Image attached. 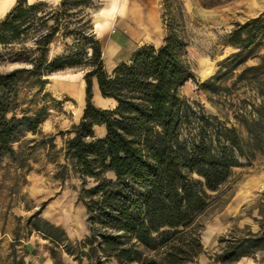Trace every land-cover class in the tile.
<instances>
[{"label":"trees","instance_id":"trees-1","mask_svg":"<svg viewBox=\"0 0 264 264\" xmlns=\"http://www.w3.org/2000/svg\"><path fill=\"white\" fill-rule=\"evenodd\" d=\"M201 1L212 6L222 0ZM93 8L92 0L56 5L17 0L0 18V64L20 65L0 73V162L26 175L37 152L44 151L55 180L63 182L70 174L80 179L88 224V235L70 242L62 229L35 213L26 220L27 235L38 232L53 245L54 264H62L61 252L86 264L192 263L203 253L198 220L213 205L208 193L228 182L241 159L264 153V56L254 55L264 40V14L226 36L224 46L236 52L199 85L213 93L229 79L232 86L253 87L259 103L236 117L243 137L180 94L195 79L180 0L163 1L162 44L138 48L111 73L104 68ZM57 42L63 50L50 58ZM254 56L258 64L235 73ZM65 69L84 71L85 105L57 151L55 136L44 135L40 127L49 111L60 107L45 91L47 78ZM94 85L113 108L94 105ZM100 126L105 134L98 138L94 128ZM258 252H264V214L258 232L221 237L210 258L231 264Z\"/></svg>","mask_w":264,"mask_h":264},{"label":"rangeland","instance_id":"rangeland-1","mask_svg":"<svg viewBox=\"0 0 264 264\" xmlns=\"http://www.w3.org/2000/svg\"><path fill=\"white\" fill-rule=\"evenodd\" d=\"M9 0H0L3 15ZM44 1L56 5L60 0H27L28 3ZM90 10L96 36L105 54V67L109 69L139 45L158 47L165 37L162 24L164 0H92ZM185 13L184 37L188 43L187 60L194 73V81L180 90L190 104H198L204 113L226 126L233 125L243 137L245 129L238 124L237 115H247L251 106L258 104L255 90L245 84L232 86L233 79L219 82L217 93L207 92L200 84L214 78L219 64L236 51L224 46V39L237 25L264 14V0H222L218 5L205 6L201 0H180ZM113 47V48H110ZM60 42L50 47L49 57L60 54ZM256 57L264 56V40L256 48ZM250 58L238 68L258 64ZM18 64H0V73L8 72ZM84 71L65 69L47 78L45 91L60 104L51 109L40 129L44 135L55 136L56 150L63 147L66 134L81 118L85 105ZM92 102L101 108H111L115 103L102 99L93 87ZM61 133V134H60ZM100 130L95 129L99 136ZM32 138L31 135L26 137ZM7 161L0 162V264H54L50 251L53 245L38 232L27 235L26 220L35 213L44 221L62 229L70 242L83 240L88 235L85 207L79 199L80 179L70 174L63 181L53 178L54 165L48 163L44 151L35 155L32 170L24 175L9 168ZM92 182L89 181L88 186ZM213 205L199 218L200 240L203 253L188 264H220L210 256L218 249L221 237L232 234L242 236L256 233L264 214V153L251 160H240L232 170L228 182L217 192L208 193ZM59 251V250H58ZM62 264H86L58 253ZM114 264V263H111ZM231 264H264V252L242 258Z\"/></svg>","mask_w":264,"mask_h":264},{"label":"crops","instance_id":"crops-1","mask_svg":"<svg viewBox=\"0 0 264 264\" xmlns=\"http://www.w3.org/2000/svg\"><path fill=\"white\" fill-rule=\"evenodd\" d=\"M161 44H162V42H160V45H161ZM160 45H159V46H160ZM142 46H144V45H139V46H137L133 51H131V53L128 55L127 59L119 60L118 62H116V63H115L112 67H110L109 69H106V67H105V54H104L103 51H102V57H103V62H104V68H105V70H106L108 73H111V71H112V70H113L118 64L128 62L129 59H130V57H131V55H132V53H133L135 50H137L138 48L142 47ZM159 46H158V47H159ZM110 48H113V47H110ZM94 87H96V91H97L98 95L100 96V94H99V92H98V89H97V86L94 85ZM93 93H94V92H93ZM93 97H94V94H93ZM100 97H101V96H100ZM101 98H102V97H101ZM102 99H104V98H102ZM107 101H111L112 103H114V102H113L112 100H110V99H107ZM114 106H115V104H114ZM114 106L112 105L111 108H113ZM99 108H101V107H99ZM95 129H99V130H100V134H99V136H96V137L101 138V137L104 136V134H105V130H104V127H103V126L95 127V128H94V132H95Z\"/></svg>","mask_w":264,"mask_h":264},{"label":"clouds","instance_id":"clouds-1","mask_svg":"<svg viewBox=\"0 0 264 264\" xmlns=\"http://www.w3.org/2000/svg\"><path fill=\"white\" fill-rule=\"evenodd\" d=\"M11 3H14V0H9V3L5 5V10L10 6ZM116 10V0H113V11ZM3 13H0V18H2Z\"/></svg>","mask_w":264,"mask_h":264},{"label":"snow or ice","instance_id":"snow-or-ice-1","mask_svg":"<svg viewBox=\"0 0 264 264\" xmlns=\"http://www.w3.org/2000/svg\"><path fill=\"white\" fill-rule=\"evenodd\" d=\"M0 13H2V11H0Z\"/></svg>","mask_w":264,"mask_h":264},{"label":"bare ground","instance_id":"bare-ground-1","mask_svg":"<svg viewBox=\"0 0 264 264\" xmlns=\"http://www.w3.org/2000/svg\"><path fill=\"white\" fill-rule=\"evenodd\" d=\"M0 9H1V6H0Z\"/></svg>","mask_w":264,"mask_h":264}]
</instances>
